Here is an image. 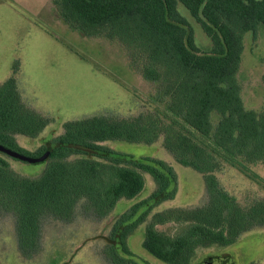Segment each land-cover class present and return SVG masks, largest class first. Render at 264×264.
<instances>
[{
    "label": "trees",
    "instance_id": "obj_1",
    "mask_svg": "<svg viewBox=\"0 0 264 264\" xmlns=\"http://www.w3.org/2000/svg\"><path fill=\"white\" fill-rule=\"evenodd\" d=\"M180 4L211 39L209 51L197 45ZM51 6L58 18H48L126 52L134 74L129 90L143 105L132 115L95 114L59 124L28 105L15 76L0 83V143L28 158L0 150L5 233L0 253L15 250L37 260L47 250L42 249L44 221L70 222L78 211L101 218L106 228L88 234L75 254L97 242L109 264H141L133 258L129 237L143 223V247L167 264L207 263L214 260L209 251L226 250L264 227V197L242 203L220 178L230 165L264 187V177L253 168L264 164V111L246 106L239 78L245 36L256 37L264 26V0H52ZM146 86L152 92L145 91L144 98L138 92ZM52 131L53 138L28 148V142L43 141ZM160 137L180 163L203 174L206 199L152 217L147 209L134 220L150 199L173 197L177 176L163 160L143 161L118 151L117 141L152 144ZM44 155V169L35 177L22 174L14 162L37 164L33 159ZM148 179L156 185L148 199L113 212L120 200L140 196ZM169 221L185 227L176 236L156 228Z\"/></svg>",
    "mask_w": 264,
    "mask_h": 264
},
{
    "label": "rangeland",
    "instance_id": "obj_2",
    "mask_svg": "<svg viewBox=\"0 0 264 264\" xmlns=\"http://www.w3.org/2000/svg\"><path fill=\"white\" fill-rule=\"evenodd\" d=\"M51 1L0 0V83L15 76L28 105L59 124L95 114L132 115L139 112L143 103L129 90L130 79H134V74L130 73L131 63L126 52L115 42L107 39L88 40L64 23L48 18H58ZM179 10L194 27L197 45L209 51L212 41L201 24L184 5L180 4ZM239 78L246 106L264 111V26L259 27L256 37L252 32L245 36ZM151 89L146 86L138 93L146 98L148 92H152ZM53 134L54 131L43 141L28 142L31 147L25 145L28 148L36 147L53 138ZM117 146L118 151L131 154L139 160L146 161L145 157L163 160L173 167L177 176V191L173 197L160 201L150 199L141 206L134 220L147 209L150 210L148 216L152 217L166 208L199 206L206 199L203 174L180 163L164 146L161 137L152 144L117 141ZM14 162L20 165L22 174L32 177L39 176L44 169L43 163ZM253 168L264 177V164ZM220 178L224 187L242 203L264 197V187L233 166L227 165L220 173ZM147 182L140 196L120 200L113 212L121 214L138 201L148 199L156 185H152L150 179ZM175 184H171V188ZM3 222L4 219L0 218V251L5 249V233L1 227ZM102 223L101 218L82 211H78L70 222L48 217L43 224L47 243L42 249L47 250L42 257L37 260L23 258L15 250H7L3 255L0 253V264H64L75 254L88 234H96L106 228ZM144 224L139 225L136 235L129 237L135 253L133 258L141 264H167L143 247ZM184 227L185 224L175 221L156 225L158 230L171 236H176ZM118 248L121 250L120 245ZM102 251V244L88 243L67 264H109ZM209 253L214 260L226 254L233 257L236 264H253L255 260L259 261L255 264H264V227L255 228L226 250ZM203 259L204 256H201L197 263ZM214 260L204 264H214Z\"/></svg>",
    "mask_w": 264,
    "mask_h": 264
},
{
    "label": "water",
    "instance_id": "obj_3",
    "mask_svg": "<svg viewBox=\"0 0 264 264\" xmlns=\"http://www.w3.org/2000/svg\"><path fill=\"white\" fill-rule=\"evenodd\" d=\"M0 150L4 153H6L7 155L14 157V158H19L22 160H27L28 158L26 156H24L22 153H20L17 150H14L12 148H8L5 145L0 143ZM46 156H41L37 159H33L34 163H41L45 160ZM30 160V159H29ZM219 260V261H218ZM214 264H236L233 257H231L230 255H219L215 258V260L213 261ZM212 263V262H211Z\"/></svg>",
    "mask_w": 264,
    "mask_h": 264
}]
</instances>
